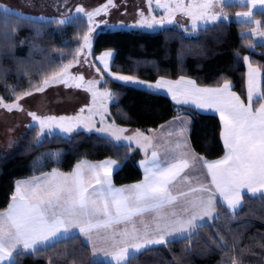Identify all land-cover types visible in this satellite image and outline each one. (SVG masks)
<instances>
[{"label":"trees","instance_id":"obj_1","mask_svg":"<svg viewBox=\"0 0 264 264\" xmlns=\"http://www.w3.org/2000/svg\"><path fill=\"white\" fill-rule=\"evenodd\" d=\"M244 8L226 6L233 14ZM255 18L264 28V13L257 12ZM253 26L231 19L199 29L197 35L179 26L155 32L104 31L96 37L93 52L98 55L114 50L112 70L117 73L149 82L188 77L205 87H220L227 82L247 101L246 57L262 72L264 93V42L253 48V39L244 35ZM86 30L83 19L61 24L0 8V94L10 102L40 89L74 59ZM109 87L116 94L111 106V119L116 124L147 132L187 114L193 121L190 141L195 152L209 161L225 154L217 115L177 107L168 96L114 80ZM261 102L264 96L253 106ZM105 159L122 160L114 173L116 185L143 179L139 166L142 153L133 146L84 132L72 137L49 136L38 142L36 129L30 130L13 153L0 149V212L11 204L18 180L52 170L71 172L81 160ZM12 264L107 263L94 262L90 247L76 237L34 254L19 253ZM127 264H264V195L245 196L237 211L219 205L217 218L198 227L190 237L148 248Z\"/></svg>","mask_w":264,"mask_h":264},{"label":"snow or ice","instance_id":"obj_2","mask_svg":"<svg viewBox=\"0 0 264 264\" xmlns=\"http://www.w3.org/2000/svg\"><path fill=\"white\" fill-rule=\"evenodd\" d=\"M156 2L159 5L160 0ZM212 2L213 0H207L203 7H208ZM243 2L244 0H241V3ZM247 2L252 6H255L257 2L264 5V0H247ZM108 3L111 4L112 0H108ZM181 7L184 6L177 2L175 8ZM76 11L84 12V9L77 8ZM100 11L98 9L87 15L91 18ZM220 15H225L222 10ZM242 15L252 18V13L246 12ZM211 19L215 21L219 19V16L213 13ZM59 22L64 23L63 20ZM153 23H146V26L152 28ZM193 23L195 25V20ZM87 43L88 38L85 37V44ZM111 55L112 53L106 52L103 57H100L105 71L108 69L105 57ZM85 63H88L87 59ZM96 70L100 71L99 68ZM254 73L255 70L250 73L248 81L247 105L231 91V85L227 82L220 88L204 89L196 87L195 81L188 80L184 82L187 87L173 91L171 82L168 81L160 80L154 85H145L144 81L135 80L132 76H114V80L123 86L144 85L158 90L167 87L178 104L192 105L197 109L213 108L220 114V119L223 121V142L227 154L223 159L215 162L194 157L207 168L211 175V184H201L199 187L190 189V192L207 194L206 198L201 196L189 201L190 215H181L190 211L188 207L181 206L179 211L170 208L181 197L189 195V192L174 194L179 181L191 179L190 176L184 175L190 167L185 153L174 155L171 159L165 160L164 165L161 166L157 152L153 151L151 161L145 162L144 165L143 182L126 188H116L112 184L110 177L115 161L96 165H77L76 171L70 175L54 173L43 178H36L33 181L18 184L16 195L11 198L13 203L9 206L8 212L0 214V264L12 260L13 253L20 246L24 250H35L37 245L44 246L59 238L61 233L66 234L73 228L78 229L93 245L96 244L97 238L113 240L114 247L111 251L105 249V252L112 255L117 264H121L129 260L130 248L139 252L145 245L165 244L166 237L178 233H189L190 230L195 231L198 227L197 221L211 217L215 211L214 198L217 194L223 198L229 208H234L241 199L242 189L246 188L253 194L264 189V102H261L257 109H253L254 94L264 96V93H256ZM109 75L112 74L109 73ZM73 79L83 80V76L73 77ZM60 82L68 83L64 79ZM44 83L47 85L48 82ZM86 83L94 85L98 81ZM75 87H81V85L77 84ZM41 90L38 89V91ZM84 90L92 91V88L88 87ZM31 94L28 92L25 95ZM92 94L97 95L94 91ZM101 95L112 97L113 94L105 92ZM29 115L32 116L33 121H38L41 136L51 133L52 128L48 121L55 120V117L40 118L35 113H29ZM64 119L68 118H60V120ZM55 127L65 133L73 130L72 125L56 124ZM186 130L182 128L180 134L183 135ZM97 131L103 132L105 129L100 128ZM110 135L116 140L124 139L129 143L133 139L131 136L122 138L116 132ZM183 143L186 146L187 141ZM179 146L178 144L177 147ZM96 185L100 187L97 188ZM165 209L169 210L165 211ZM146 212L156 213L154 229L148 223L137 227V218L142 217ZM118 224H124V229L117 231L115 225ZM116 236L120 239L116 240Z\"/></svg>","mask_w":264,"mask_h":264},{"label":"rangeland","instance_id":"obj_3","mask_svg":"<svg viewBox=\"0 0 264 264\" xmlns=\"http://www.w3.org/2000/svg\"><path fill=\"white\" fill-rule=\"evenodd\" d=\"M64 2H66V4H64ZM177 2L181 3L184 7L176 9L175 5ZM206 3L207 0H160L159 5L157 4L156 0H151V2H149V0H112L111 4L108 3V0H70V3H68V0H0V8L13 11L22 17L37 20H56L58 22L63 20L64 23H70L77 19H83L87 23V30L81 38V45L74 59L53 76L48 78L46 80L48 82L47 85L44 83L40 88L42 89L41 91H32L31 95L24 94L21 96L23 98L19 97L18 99L10 102L0 94V101H2V103H0V149L6 154L13 153L20 146L22 137L30 130L36 129L38 142L43 141L46 137L54 135L72 137L82 132L95 133L109 137L116 143L131 147L133 146L141 152V147L139 144L142 142V139H140V136L145 137L146 131L120 126L111 119V106L116 101V94L110 89L109 82L110 80H114V76L125 74L117 73L112 70L115 55L114 50H106L98 55L94 54L93 48L96 37L98 34L104 31L143 30L155 32L171 26H179L182 29L188 30V34L197 35L199 29L205 28L207 26L217 25L221 21H229L233 19L240 23L254 25L253 27L246 29L244 32V35H247L253 39V48H255L257 44L264 42V28L262 27V21L255 18L257 12L261 11L264 13V5H261L259 2H257L255 6H252L247 2V0H244L243 3H241V0H219V2H217V0H213L212 4H210L208 7H203V5ZM235 4L245 8L239 10L236 14H233L232 12L229 13L230 11L226 10V6ZM77 8H83L84 12H77ZM98 9L101 10L99 14L89 18L87 14L96 12ZM221 10L225 15H220ZM188 12H190V14H186ZM246 12L252 13L251 19L242 15ZM213 13H216L219 16V19L213 21L211 19ZM194 20L195 25L193 23ZM154 21H158L159 23H153ZM145 22L153 23V27L148 28ZM85 37L88 38L87 44H85ZM106 52L112 53L110 57H105V60L108 64L107 71L104 70L103 64L100 61V57H103L104 53ZM246 58V64L253 65L250 57ZM85 59H87L88 63H85ZM97 68H99L100 71H97ZM109 73L112 75H109ZM78 76H83V80L73 79V77ZM61 79L67 80L68 83L65 84L60 82ZM133 79L144 81L146 85L147 82H149L136 77H133ZM87 81H98V83L89 85L86 83ZM150 83L151 82L148 84ZM77 84L81 85V87H75ZM128 86L143 88L142 85ZM88 87H91L92 91L96 92L97 95L93 96L92 91L84 90ZM105 92L112 93V97L101 95ZM260 93H262V84ZM261 97L262 95H260V98ZM81 109H83V111H81ZM29 113H35V115L40 118L55 117V120L48 121L49 126L52 128L51 133L47 134L46 136H41L38 121H33L32 116L29 115ZM61 117H66L68 119L60 120ZM181 117L183 118H181L179 122L183 124H186L187 119L192 120V118L187 114L181 115ZM179 122H177V120L172 121L171 125H175ZM56 124H63L65 126L72 125L73 130L68 133L62 132L55 127ZM171 127L172 126L168 128L170 130L167 132L164 130L159 132V135L164 139L160 140V142L158 141V144L169 145L179 142L180 145L184 147V139L183 137H179L181 135L180 131ZM89 128L92 130L89 131ZM100 128L105 129V131H97V129ZM45 132H48L47 128L45 129ZM112 132L118 133L122 138L131 136L133 139L130 143L124 139L116 140L110 135ZM169 133H171V135ZM107 161H115L113 170L115 167H119L120 169L122 165V160L118 159H105V161L81 160L78 162V165H96L103 164ZM76 167L77 164L71 172L52 170L41 175L33 176L34 178H26L32 180L25 182L33 181L36 178H43L54 173L70 175L76 171ZM115 172L116 170L113 171L112 176L110 177L113 186L116 188H126L129 186V184L116 185L114 183ZM194 176L197 178L196 181L192 178L190 180H181V184L188 187H183V189H180L177 186L174 189V194L179 189L181 192H189L188 196L181 197L175 205L170 206V208H175L177 211H179L181 206L188 207L190 211L188 213H181L183 216L191 214V204L185 198H190L191 195H193L192 199L195 200L198 197H206L207 195L199 192L191 194L192 192H190V189L198 187L203 183L204 180L201 172ZM186 181H188V185L185 184ZM18 184L19 183H17V185ZM20 184L22 183L20 182ZM95 187L99 188L100 185H96ZM91 190L92 189H90V191ZM13 195H16V189ZM5 210L1 211L0 213L5 212ZM168 210L169 209H165V211ZM155 216V212H146L142 217L137 218V227H142L143 223H148L149 225H152L154 229ZM204 220L210 221V219ZM203 222L204 221L198 220L197 224L200 226L203 224ZM211 222L212 221H210V223ZM124 227V224L115 225L117 231L123 230ZM130 227L131 226L129 225V228ZM195 231L190 230V232L186 234H193ZM182 234L178 233L174 234L173 236L166 237L165 244L191 236L189 235L187 237L180 238ZM76 237H79L86 245L90 247L92 260L94 262L117 264L115 258L112 255L106 254L105 252V249H108L109 251L112 250L114 247L113 240L97 238L96 244L93 245V243L89 241L87 237L81 234L76 228L71 229L70 232L66 234L61 233L60 237L55 239L56 241L52 244L48 243L44 246L39 245L40 247L32 252L23 251L19 253L34 254L40 250L54 245L59 241L70 240ZM115 239L119 240L120 237L116 236ZM157 246L161 245H145L139 252H135L130 248L129 259L133 256L139 255L148 248ZM128 261H123L121 264H127Z\"/></svg>","mask_w":264,"mask_h":264},{"label":"crops","instance_id":"obj_4","mask_svg":"<svg viewBox=\"0 0 264 264\" xmlns=\"http://www.w3.org/2000/svg\"><path fill=\"white\" fill-rule=\"evenodd\" d=\"M260 4V3H259ZM253 70H255V73H254V79H255V83H256V93H260V91H261V84H262V82H263V75H262V72L260 71V69L259 68H257V67H255V66H253V65H247V75H246V87H247V93H248V81H249V77H250V73L253 71ZM182 78H183V80H182ZM160 80H164V81H168V82H171V87H172V89H173V91H175L177 88H184V87H187V85H186V83H184V82H186V81H188V80H191V81H195L194 79H192V78H188V77H181V78H179V79H176V80H171V79H168V78H160V79H158L157 81H154V82H151L150 84H152V85H154V84H156L158 81H160ZM149 82H147V84H148ZM230 85H231V91L232 92H234L237 96H239L240 97V99L245 103V105H247V103H248V100L247 101H244L242 98H241V96L236 92V91H234V89H233V86H232V84L231 83H229ZM146 85V84H145ZM143 86V88L142 87H139V88H142V89H145V90H149V91H152V92H156V93H159V94H162V95H165V96H168L172 101H173V103L177 106V107H187V108H192V109H194V110H196V111H198V112H201V113H208V114H214V115H217L219 118H220V114L218 113V112H216L213 108H205V109H197V108H195L194 106H192V105H188V104H178L177 102H176V100H174L173 98H172V92H170V91H168L167 90V87H165V88H163V89H155V88H148V87H146V86H144V85H142ZM195 86L196 87H198V88H204V89H216V88H220V87H222V86H220V87H205V86H201V85H199L196 81H195ZM258 98H260V95H255L254 94V96H253V102L256 100V99H258ZM259 107V106H258ZM258 107H254L253 106V109L255 110V109H257ZM181 118H183V117H181V115L180 116H177V117H175V118H173V119H171L169 122H167V123H165V124H163L162 126H160V127H158V128H156V129H152V130H149V131H147V132H145V134H146V136L145 137H147V140H145V137H142V136H140V139H142V142L139 144V146L141 147L140 148V150H141V152H142V157H143V159H141L140 161H139V166H140V168H141V170H142V172H143V179L141 180V181H139V182H137V183H133V184H129V186H127V187H130V186H132V185H134V184H138V183H141V182H143V180H144V176H145V167H144V165H145V162H147V161H151V159H152V157H151V153L153 152V151H156L157 152V154H158V157H159V162H160V164H161V166H163L164 165V161L165 160H168V159H171L174 155H179L180 153H185L186 154V157L189 159V163H190V167L185 171V173H184V175L185 176H190L192 179H195V181H196V177L194 176V175H198L200 172H201V174L203 175V178H204V180H203V183L202 184H205V185H208V184H211V175L208 173V170H207V168H205V167H203V164L201 163V161L200 160H198V159H194V157H196V158H203L202 156H200L199 154H197L196 152H195V150L193 149V147H192V145H191V141H190V130H191V126H192V120H190V119H187V121H186V124H183V123H180L179 121L181 120ZM175 120H177V122H179V123H177V124H175V125H171V122L172 121H175ZM220 121H221V126H222V130H221V137H222V141H223V121L220 119ZM170 126H172L171 128H175V129H177L178 131H180L181 132V129L182 128H185V129H187L184 133H183V135H180L179 137H183V139H184V141L186 140L187 141V144H186V146L184 145V147H182L181 145H180V143L179 142H175V143H173V144H163V145H160V144H158L159 142H160V140H163L164 138L162 137V136H160L159 135V132L161 131V130H164V131H169L170 129H168V128H170ZM141 134V133H140ZM158 137V138H157ZM159 141V142H158ZM142 144V145H141ZM180 145L179 147H177V145ZM223 144H224V142H223ZM224 147H225V145H224ZM227 154V149H226V147H225V154L221 157V158H219V159H216V160H206L205 158H203V160L204 161H208V162H215V161H217V160H221V159H223V157L225 156ZM103 161H105V160H103ZM77 165H78V163H77ZM83 166V165H82ZM113 168H114V166H113ZM119 169V167L118 168H116L115 167V169L113 170V171H117ZM32 178H34V177H32ZM29 180H32V179H20V180H18L17 181V183H19L20 184V182L21 183H24L25 181H29ZM188 181H186V185H188V183H187ZM17 183H16V186H17ZM184 184V183H183ZM191 184V183H190ZM189 184V185H190ZM198 184H199V182H198ZM179 187L180 189H183V187H188V186H185V185H182L181 184V181H179L178 183H177V185H176V187ZM193 186V185H192ZM191 186V187H192ZM200 186V185H199ZM198 186V187H199ZM16 189V188H15ZM178 190L175 194H178V193H180L181 192V190ZM195 192H192L191 194H194ZM259 195H264V189H261L260 191H258L257 193H255V194H253V193H251L248 189H242L241 190V199H240V201H239V203L234 207V208H229L228 206H227V204H226V202L223 200V198L221 197V196H219V194H217L216 196H215V211L212 213V216L211 217H205L204 219H210V221H214L216 218H217V216H218V206L219 205H224L228 210H230V211H237V210H239L242 206H243V204H244V197L245 196H259ZM207 196V195H206ZM193 195H191V197L190 198H185L187 201H192L193 199ZM206 198V197H205ZM183 201V200H182ZM13 203V201H11V204ZM10 204V205H11ZM9 205V206H10ZM8 210H9V207H8V209L7 210H5V212H3V213H0V214H4V213H7L8 212ZM204 222H203V224L202 225H200V226H203V225H205V224H208V223H210V221H207V220H203ZM198 225V224H197ZM199 225H198V227H200ZM190 232V231H189ZM189 235H192V234H186V233H183L181 236H180V238L181 237H187V236H189ZM190 237V236H189ZM56 240L54 239L53 241H51V242H49V244H52V243H54ZM38 247H40L39 245H37V247H36V249L35 250H37V248ZM35 250H24L23 249V247L22 246H20V247H18L17 248V250L13 253V258H12V260H10V261H6L5 262V264H12V262L14 261V259H15V256H16V254L17 253H19V252H23V251H27V252H32V251H35Z\"/></svg>","mask_w":264,"mask_h":264},{"label":"flooded vegetation","instance_id":"obj_5","mask_svg":"<svg viewBox=\"0 0 264 264\" xmlns=\"http://www.w3.org/2000/svg\"><path fill=\"white\" fill-rule=\"evenodd\" d=\"M68 3H70V0H68ZM64 4H66V2H64Z\"/></svg>","mask_w":264,"mask_h":264}]
</instances>
